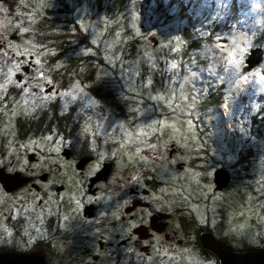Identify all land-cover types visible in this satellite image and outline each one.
<instances>
[{"label":"flooded vegetation","instance_id":"1","mask_svg":"<svg viewBox=\"0 0 264 264\" xmlns=\"http://www.w3.org/2000/svg\"><path fill=\"white\" fill-rule=\"evenodd\" d=\"M37 4L44 10L43 0H0V255L33 254L37 264H221L207 247L234 251L226 218L241 194L228 140L214 153L203 140L188 152L165 134L148 150L120 131L81 142L40 134L37 117L46 109L50 119L59 85L42 48L28 49L51 23L50 13L31 15ZM218 168L231 176L221 190ZM246 250L255 249L238 251Z\"/></svg>","mask_w":264,"mask_h":264},{"label":"trees","instance_id":"2","mask_svg":"<svg viewBox=\"0 0 264 264\" xmlns=\"http://www.w3.org/2000/svg\"><path fill=\"white\" fill-rule=\"evenodd\" d=\"M43 1V12L35 10V7L31 9V11L34 16L37 14L47 13L52 15L49 18L51 23L48 22L44 28H42V30H46L47 33H50V35L47 34V38L45 40H35L37 47L30 46L28 49L30 51L41 52L42 48L44 52L43 61L47 63V67L52 69L51 75L54 77V82L58 83L59 88L58 92H53V96L56 98L54 99L52 111L49 113L52 114L50 119H48V115H46L48 113L46 109L44 114L45 117H37L39 122L38 125H40V131H47L50 135L53 133V135H57V137L61 136L62 138H64V135H80L81 133L83 135L81 136V139L83 140L88 137L92 138L98 136L104 138L108 136L105 131L109 134H118L120 131L122 140H129L131 142L129 146L134 148L136 147L135 144L139 141H144L147 134H149L148 136L155 134L156 138L154 141L157 143L159 138L158 136L165 134L166 136H169L168 139H176L178 143L180 142V145L184 143L187 149H185L182 145L181 146L186 151L190 150L188 152L199 151L197 147L199 148L201 140H203L206 147L209 148L210 151L216 153V151L221 148V141L226 139L229 142L228 154L230 160L232 161L234 159V161H236L234 153L240 155L238 164H235L234 161L229 163V171H231L234 175L235 181L239 182V188L241 190L239 199L242 197L244 192L251 194H253V192L256 193L255 189L258 177V170L255 168L257 163L256 158L251 157L249 151L246 149V146L241 150L240 141L237 140L234 142L229 137V134L224 131V122L219 124L206 115V112L210 108L215 107V109H217L218 103L225 99L226 90L224 87H220L218 92H213L212 88L206 90L204 86L197 91H193L189 85L194 80H197H186L188 86L184 87V89L186 95L189 94L192 105L188 106L189 108L187 107L185 115L182 117V121H177L173 124V120L169 119V122L165 120L167 116L169 118L170 115L174 114L175 110L172 111V103H174V100L179 99L181 78L177 76L175 67L167 66L169 61L166 62L167 57L165 58V48L162 44V37L166 33L165 29L168 25L172 24V21H156L157 14H160L162 9L158 7L160 11H153V9L149 7L151 1L153 0H117L115 2L117 4L116 7H112L110 4H107L111 3V0H78L80 3L79 5L76 0L75 2L73 0H53V5L51 0ZM158 1L161 7H165L163 3H166L165 5L167 6V9L172 7L170 0H166V2L164 0ZM200 3L201 0H199L198 3L189 2V5L194 6V10H196L193 14L197 13V16L201 12L202 5H199ZM78 7L81 9L78 13L79 16H81L85 21L94 22L97 16L103 17L104 21L100 22V24L105 25L106 31L101 35L102 41L111 38V33L116 30L113 23L110 22L109 15L112 16L114 13L115 15L118 14V16H120L124 11H126L127 14L130 12H139L140 19L138 25L130 29L128 24H125V29L123 30L124 39L122 42L116 44L115 51L111 50V53H113L112 60L110 62H106L104 60V54L109 50H104L102 45H100V47H95L94 50H83L86 46L87 48L90 47L89 42L91 38L88 30H85L86 26L84 25V28L81 29V27L77 24L78 16L76 15V12ZM146 12H151L152 17H148V13ZM114 14L113 16H115ZM181 16L183 17L184 15L181 14ZM41 23H43V21H41ZM100 24L96 23L97 28ZM213 25L214 23L212 26ZM176 28H179L178 31H180V21L179 26L177 25ZM137 33L139 34L137 35ZM256 33L261 34L258 31L254 34ZM228 35V32L221 34L222 37H228ZM78 36L81 37L78 38ZM151 37H157L158 39L155 47H153L154 42L151 41ZM223 40L226 41L223 42ZM185 41L186 42L182 45L180 59L178 60L179 65L181 66L185 63H189V65H191L192 62L196 60L202 68H209L206 67L207 57H205V55L214 53L215 43L213 45V42L211 44L207 39V43L210 46L209 50H201V52H199L198 50L201 49L199 48V39L192 38L190 40L185 39ZM219 41L220 44H222V50H224V48L229 46L228 41L231 40L225 38L220 39ZM135 43L140 44L137 51H134ZM167 43L170 47H173V42L171 40L167 41ZM44 47L48 48L44 50ZM252 47L262 49L263 59L251 70L244 72L243 69L247 67L245 64V57L244 62L238 71L239 77H237L233 83L236 85L238 93L241 89H243V91L250 90L249 87L245 88L246 85L244 84V80H252L255 70L264 64V46ZM253 49H250L248 54ZM97 53H100L101 55L100 60L98 59V56H95ZM214 54L216 55H214V64H216L217 61L215 60L219 57L217 55V50ZM168 55L171 58L170 53ZM133 57L137 59L141 58V61L136 60L138 62V66ZM175 58L176 56L173 57V59ZM221 61V66H223L224 61L222 57ZM134 63L138 67L137 74L134 72ZM90 66H92V69L89 68ZM106 67L110 70H107ZM42 71L48 76L47 71L44 68H42ZM101 75L103 77L102 82H105L106 78L109 79L107 82L108 87L101 82ZM96 76H99V79H96ZM71 77L74 78V84H71V89L69 91L67 90V86ZM75 77H77L76 83L79 82L78 85L75 84ZM136 77L138 78L137 85H131L135 82ZM106 90H108V92L104 93ZM255 91L258 90L251 89L249 93L255 94ZM235 93V91H231L230 95L232 99L235 98ZM238 93H236V95ZM258 96L249 97V99L252 101L254 98H258ZM88 97H92V100L96 97L97 99L102 98L104 101L106 97H109L107 104L106 102L102 104L104 106L99 104L100 106L98 110L102 109L104 117L102 116L103 119L101 118V120H99V116L97 117L98 111H95V109L92 111L90 109L92 112L87 113H92V118L90 117L91 126L82 124L78 130L73 131L78 127V125L72 124L73 116L78 114L83 116L82 108L84 107V103L82 104V101L85 100L84 102L86 103H93L92 100L89 101L90 99ZM260 98L263 100L261 103H263L264 88L262 89ZM77 100H79L78 102H81V104L73 113L72 109L75 106L73 103ZM163 101H165L167 105H165ZM245 101L246 98L244 102ZM95 104L97 105V103ZM85 110L89 109L85 107ZM260 112L264 114V107L260 108ZM164 114L165 118L163 117ZM213 126L216 128V134L213 135V141H211L208 135ZM142 131H144V133ZM157 132H161V134H157ZM141 135L143 137H140ZM121 138L119 139L121 140ZM236 150L240 151L237 152ZM231 165H234V167ZM238 168L242 170V173L238 171ZM237 218L240 217L234 216V220L230 221L231 226L240 225V222L236 221ZM233 221L235 222L234 224ZM244 238L247 243V236H244ZM262 242L264 243V241ZM229 245L232 249H237V247L233 246L230 242ZM248 248L250 247L248 246ZM239 249L243 250L241 247L238 248V250Z\"/></svg>","mask_w":264,"mask_h":264},{"label":"rangeland","instance_id":"3","mask_svg":"<svg viewBox=\"0 0 264 264\" xmlns=\"http://www.w3.org/2000/svg\"><path fill=\"white\" fill-rule=\"evenodd\" d=\"M73 1L75 2V0ZM116 1L117 0H111V3H107V4H110L112 7L113 6L116 7L117 5L115 3ZM164 1L166 2V0ZM188 1L192 3H198L199 0H178V1L170 0V2L172 3V7H169V9H167V6L165 5L166 3L162 2L165 7H161L158 0H153L151 1V4L149 6L150 8L153 9V11H160V9H162V12L160 14H157L156 21L157 20H160V22L172 21V24L168 25L166 29L164 28L166 33L162 37V44L163 47L165 48V53H166L165 58L167 57L166 62L169 61L168 64L166 63L167 66L173 67V65H175L177 76L181 78L180 88H179L180 89L179 99L174 100L173 101L174 103H172V111L175 110L174 114L170 115L169 118L168 116L165 118V114H164L163 117L167 122H169V119L173 120L172 121L173 124H175L177 121L183 120L182 117L183 115H185V111L187 107L192 105V101L186 95L184 89V87L188 86L186 80H192V79L197 80V81L194 80L191 84L189 83L190 84L189 87H191L193 91L194 90L197 91L198 89L203 88L204 86L206 90L212 88L213 92H218V89H220V87H224V89L226 90L225 99L218 103L217 109H215V107L210 108L206 112V115L211 117L214 120V122H218L219 124H221L222 122L225 123L224 131L229 134V137L234 142H236L237 140L241 142L240 145L241 150L243 147L246 146V149L249 151L251 157L256 158L257 163L255 168L256 170H258L257 185L255 189L256 193L253 192V194H251L248 192H244L240 199L233 200V204L229 206L227 211V216L230 219L228 220L226 218V221H228V225L226 227V233L230 234L229 237L230 243L233 244V246L237 247V249H234V251H238V248L240 247L243 249L248 248V246L255 250H261L264 248V243L262 242L264 241V114L260 112V108L264 107V102L261 103L263 100H261L260 95L262 89L264 88V64H262V66H260L255 70L254 77H252V80L250 81L249 79L244 80V84L246 85L245 88L249 87L250 90L251 89L258 90L255 91V94L249 93L250 90L243 91V89H241V91H239L238 93V89L236 85H234L233 83L235 79L239 77L238 76L239 68L242 66V63L244 62V59L248 54V51L254 48L252 46H264V36H263L264 35V0H201V3L199 5H202L201 6L202 13L200 12L198 16L196 15L197 13L193 14L196 10H194V6L189 5ZM76 2L78 3V5L80 4L78 0H76ZM38 7L39 5L37 4L36 8L34 9L42 12V10L38 9ZM79 7L76 12V15L78 16L77 24L79 25V27H81V29H83L85 25L86 26L85 30H88L91 38L89 42L90 47L87 48L86 46L83 48V50H94L95 47L97 46L100 47V45H102V48L104 50H109L105 52L104 60L106 62H110L112 60V53H113V52L111 53V50L115 51L116 44L122 42V40L124 39L123 30L125 29V24L127 23L130 29L138 25L140 19L139 12H130L129 14H127V12L124 11L123 13H121L120 16H118V14L115 15L114 13L113 14L115 16H113V14L112 16L109 15L110 22L113 23V26L114 28H116V30L113 33H111L112 34L111 38L102 41L101 35L106 31L105 25L100 24V22L104 21L103 17L97 16L94 22L85 21L78 14L79 11L81 10ZM146 13H148L147 14L148 17H152L151 12H146ZM181 14H183L184 16L182 17ZM26 15L27 13H25V17L30 20V17ZM32 16L34 15L32 14ZM179 21L181 22L180 31H178L179 28L178 29L176 28L177 25L179 26ZM96 23L100 24L98 28L96 26ZM213 23L214 25L212 26ZM35 28L36 26L33 25L27 27L28 30H32L33 32H34L33 29ZM256 31H258L261 34H257V33L254 34ZM224 32L229 33L228 35L229 38L221 36V34ZM26 34L27 37L32 36V34H30L29 32H27ZM47 34L50 35V33H47L46 30H40L39 35L40 37H42L40 41H42L43 39L45 40L47 38L46 36ZM138 34L139 33H137V35ZM79 37L81 36H78V38ZM192 38L199 39L200 42L199 48H201L200 50H198L199 52H201V50H205V51L209 50L210 46L207 43V39L208 42H210L211 44L212 42L213 45L215 43L214 45L215 50L213 52L215 53V51L217 50V55L219 57L218 59L215 60L217 61V63L216 62L215 63L219 65L214 64L215 54L212 53L209 55H205V57H207L206 67H209L207 69L202 68V66L199 65V63H197L196 60H194L191 65H189V63H185L184 65L180 66L178 60L180 59L182 53V45L186 42L185 39L190 40ZM225 38H227L228 40L230 39L231 41H228L229 46L227 45L228 47L222 50L223 47H221L222 44H220L219 40ZM12 40H14V37L12 38ZM169 40L173 42V47L172 46L170 47L169 44L167 43V41ZM139 45H140L139 43H135L134 51L138 50ZM154 45L155 46L157 45L156 42H154ZM44 48H45L44 50H46L48 47H44ZM232 52L236 53L237 59L239 61L238 65L234 64L229 57V53ZM169 53L171 55V58L168 55ZM95 56L96 57L98 56V59L100 60V56H101L100 53L99 54L97 53ZM175 56L176 58L173 59V57ZM221 57L224 61L223 66H221L222 65ZM134 59H135L134 60L135 63L138 66L137 61L138 60L141 61V58L139 59L134 58ZM135 63H134L135 65L134 72L135 74H137L138 67L136 66ZM89 68L92 69V66H90ZM108 69L109 68H107V70ZM95 78L99 79V76H96ZM76 80L77 77H75V84L78 85L79 82L76 83L77 82ZM102 80L103 77L101 75V82ZM108 80L109 79L106 78L105 82L104 81L102 82L107 87H108L107 85ZM137 80L138 78L136 77L135 82L131 85H137ZM71 84H74L73 77H71L70 81H68L67 90L69 91L71 89ZM232 90L238 93L237 95L235 93V98L233 99L231 98L230 95ZM106 92H108V90L104 91V93ZM254 96L255 97L258 96V98H254V100L251 101L249 97H254ZM88 98L90 99L89 101L92 100V97H88ZM108 98L109 97H106L104 101V99L102 98L97 99L96 97L93 98L92 100L93 103H86L84 102L85 100H83L82 101V104L84 103L83 104L84 107L82 108L83 116L79 114L73 116L72 124L78 125L77 129H74L73 131L78 130V128L82 124H87L91 126L90 117L92 118V113L90 114L87 112H92L93 109H95V111H98L97 117L99 116L100 119L99 118L98 119L101 120L104 113L102 109L98 110L100 106L99 104H101V106H104L102 104H104L105 102L107 104L109 100ZM245 98L246 101L244 102ZM78 101L79 100L73 103V105H75L76 107V110L79 108V105L81 104V102ZM163 102L165 105H167L165 101ZM95 103H97V105ZM85 107L89 110H85ZM105 132L108 133L107 131ZM39 133L46 135L48 132L44 131L42 133L41 130ZM215 134H216V128L215 126H213L210 129L208 135L211 141H213L212 138L214 137L213 135ZM148 135L149 134L146 135L144 141H139L137 144H135L137 148L139 149L143 148L146 150L152 149L155 147V143L157 147V142L154 141L156 135L155 134H152L150 136ZM66 136L67 135H64V138L62 139H65ZM81 136H83L81 133L80 135H75V134H71L70 136L68 135V137H71V139L80 142L83 140L81 139ZM57 139L59 140L60 137H57ZM174 140L176 141V139ZM181 145L185 149H187L184 143ZM199 148L197 147V149ZM135 150L138 151V149ZM204 163L209 164L210 161L204 160ZM234 216L240 217L236 219V221L240 222V225L231 226L230 221L234 220L233 219ZM234 223L235 222L233 221V224ZM244 236H247V240H248L247 243ZM257 247H262V248H257Z\"/></svg>","mask_w":264,"mask_h":264},{"label":"water","instance_id":"4","mask_svg":"<svg viewBox=\"0 0 264 264\" xmlns=\"http://www.w3.org/2000/svg\"><path fill=\"white\" fill-rule=\"evenodd\" d=\"M152 42L157 39L152 38ZM226 40H223V42ZM263 52L261 48H254L246 56V68L244 72L251 70L262 61ZM231 181L230 173L224 168H218L214 172V183L216 190H221L229 185ZM207 249L214 252L221 264H264V248L261 250H248V251H233L231 249L222 248L220 245H213ZM36 252V251H35ZM34 252V253H35ZM42 252V251H41ZM33 254L28 255H15V254H1L0 264H37Z\"/></svg>","mask_w":264,"mask_h":264},{"label":"snow or ice","instance_id":"5","mask_svg":"<svg viewBox=\"0 0 264 264\" xmlns=\"http://www.w3.org/2000/svg\"><path fill=\"white\" fill-rule=\"evenodd\" d=\"M229 57H230L231 61L234 64H237V65L239 64V61L237 59V56H236V53L235 52L229 53ZM173 67H175V65H173ZM78 207L82 208L83 206L78 204Z\"/></svg>","mask_w":264,"mask_h":264}]
</instances>
